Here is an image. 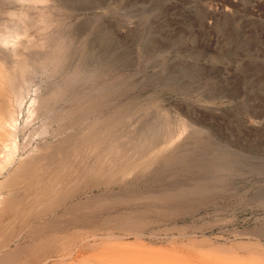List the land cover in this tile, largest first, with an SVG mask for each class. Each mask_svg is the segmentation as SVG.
I'll list each match as a JSON object with an SVG mask.
<instances>
[{"label":"bare ground","instance_id":"bare-ground-1","mask_svg":"<svg viewBox=\"0 0 264 264\" xmlns=\"http://www.w3.org/2000/svg\"><path fill=\"white\" fill-rule=\"evenodd\" d=\"M1 2L10 6L0 10V264H264V232L233 244L180 225L190 215L175 206L181 191L149 179L125 193H93L173 158L176 135L168 127L115 134L87 98L69 34L49 36L47 0Z\"/></svg>","mask_w":264,"mask_h":264},{"label":"rangeland","instance_id":"rangeland-1","mask_svg":"<svg viewBox=\"0 0 264 264\" xmlns=\"http://www.w3.org/2000/svg\"><path fill=\"white\" fill-rule=\"evenodd\" d=\"M2 4L1 11L10 6ZM46 12L55 21L49 36L69 34L85 68L87 98L111 117L115 134L146 137L168 127L176 135L167 150L173 158L131 174L128 187L93 193H125L150 179L155 188L181 191L185 200L175 206L190 215L180 225L203 226L233 244L259 238L264 0H47ZM94 84L99 95L89 92Z\"/></svg>","mask_w":264,"mask_h":264}]
</instances>
